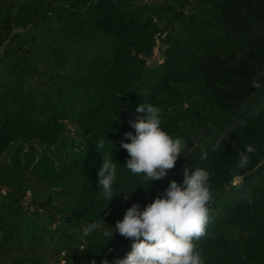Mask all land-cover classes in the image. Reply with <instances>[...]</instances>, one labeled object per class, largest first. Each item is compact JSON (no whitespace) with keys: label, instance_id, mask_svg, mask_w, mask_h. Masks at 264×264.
<instances>
[{"label":"trees","instance_id":"1","mask_svg":"<svg viewBox=\"0 0 264 264\" xmlns=\"http://www.w3.org/2000/svg\"><path fill=\"white\" fill-rule=\"evenodd\" d=\"M143 103L185 143L148 186L120 147ZM102 154L117 167L110 201ZM191 166L209 173L204 264H264V0H0V251L47 264L52 244L68 264H116L132 240L103 233Z\"/></svg>","mask_w":264,"mask_h":264},{"label":"clouds","instance_id":"2","mask_svg":"<svg viewBox=\"0 0 264 264\" xmlns=\"http://www.w3.org/2000/svg\"><path fill=\"white\" fill-rule=\"evenodd\" d=\"M136 111L143 116L132 122L135 134L126 132L125 138L130 142L122 140L120 147L129 156L124 163L126 168L133 174H142L148 186L150 182L169 175V170L183 156L185 143L161 128L159 107L143 103L137 106ZM100 147H103V141ZM253 151L251 146H246L245 151L239 154V168L249 163L248 153ZM204 159L206 153L201 155V160ZM116 175L113 156L102 154L97 186L108 201L114 196ZM210 200L208 171L203 167L184 168L182 182L171 180L163 193L143 208L139 203H133L123 218L111 227L114 231L103 233L109 241L114 233L132 240L131 250L116 264H204L194 241L205 233ZM96 228L95 223H90L84 228V234L88 235ZM102 264H107V261H102Z\"/></svg>","mask_w":264,"mask_h":264},{"label":"rangeland","instance_id":"3","mask_svg":"<svg viewBox=\"0 0 264 264\" xmlns=\"http://www.w3.org/2000/svg\"><path fill=\"white\" fill-rule=\"evenodd\" d=\"M164 0H148V3H162ZM164 50V44L160 41H158L157 46L155 48L154 52V58L149 60V65L150 66H155L159 64L162 61L163 58V52ZM68 137L71 139H77L75 135V129L72 126L68 127ZM7 189L4 188L2 190V195L6 196ZM31 199V193L29 192L25 199H24V205H27L30 202ZM44 250H40L39 254H46L48 261L47 264H68L65 260V253L64 252H57L56 250L52 249V244L46 245L43 248ZM24 248L21 252L17 251H12V252H7V251H0V264H12V260L15 257L22 258L23 260L26 261V264H29L28 258L31 256L32 252H29ZM33 256V255H32Z\"/></svg>","mask_w":264,"mask_h":264},{"label":"built area","instance_id":"4","mask_svg":"<svg viewBox=\"0 0 264 264\" xmlns=\"http://www.w3.org/2000/svg\"><path fill=\"white\" fill-rule=\"evenodd\" d=\"M158 43V42H157Z\"/></svg>","mask_w":264,"mask_h":264}]
</instances>
